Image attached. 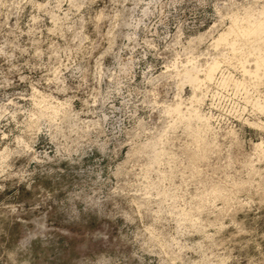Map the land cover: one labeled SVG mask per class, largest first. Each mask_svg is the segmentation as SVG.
Segmentation results:
<instances>
[{"label": "rangeland", "instance_id": "374dc122", "mask_svg": "<svg viewBox=\"0 0 264 264\" xmlns=\"http://www.w3.org/2000/svg\"><path fill=\"white\" fill-rule=\"evenodd\" d=\"M232 17L264 0H0V264H264V67L211 45Z\"/></svg>", "mask_w": 264, "mask_h": 264}, {"label": "bare ground", "instance_id": "6f19581e", "mask_svg": "<svg viewBox=\"0 0 264 264\" xmlns=\"http://www.w3.org/2000/svg\"><path fill=\"white\" fill-rule=\"evenodd\" d=\"M229 22L230 23L226 26V28H224L222 31H220L212 39L211 45L214 46L215 48L216 47L218 48L219 45H221V46L225 45L226 46L225 48L228 49V52H230V54L232 53V54H234V56L237 54L236 56L240 58V54L246 55L245 54L246 53V50H245L246 44L248 42L250 43V41L253 42V41L257 40V42H255V43H257L256 48L258 50L256 49L257 54L254 56V68L250 69L248 67H245L243 62H241L240 65H241V70L243 73H245V74L251 73L252 75L255 76V78L259 77V74H260L259 72L264 67V50H263L262 46L260 45V43H258L259 42L258 40H260V41L263 40L264 20H262L261 18H258V19H251L250 18L249 19V18L243 17L240 19L237 17H232ZM250 46L252 47V44ZM247 50L249 51L250 47H249V49L247 48ZM251 51H253V50L251 49ZM227 53H226V55H223V54L222 55L227 58ZM248 53H247V55H248ZM224 54H225V52H224ZM230 54L228 56V59H231V58L233 59V57H232L233 55L231 56ZM238 54H239V56H238ZM249 54H251V53H249ZM237 57H235V58H237ZM239 58H237V59H239ZM242 58H243V56H241V59ZM244 58H243V60H245ZM247 58H248V56H247ZM224 60H226V59H224ZM219 62H220V60H218V58L216 56H214L211 58V60L202 69L197 68L196 65L195 66L194 65L184 66L182 69V74H181L182 78H183V80L187 81L193 87V89H195V88L198 89L206 81H210L211 79L214 78V74L218 70L219 65H220ZM238 63H239V60H238ZM236 82H237V84L241 83V81H238V80ZM193 97H195L194 94H193ZM196 100H197V98H196ZM168 110L179 111V103H176L171 107H168ZM193 113H194V111H193Z\"/></svg>", "mask_w": 264, "mask_h": 264}]
</instances>
